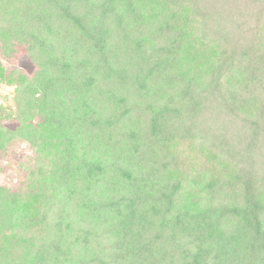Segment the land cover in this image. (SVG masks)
<instances>
[{"label":"trees","instance_id":"16d2710c","mask_svg":"<svg viewBox=\"0 0 264 264\" xmlns=\"http://www.w3.org/2000/svg\"><path fill=\"white\" fill-rule=\"evenodd\" d=\"M17 46L0 264H264V0H0Z\"/></svg>","mask_w":264,"mask_h":264},{"label":"rangeland","instance_id":"374dc122","mask_svg":"<svg viewBox=\"0 0 264 264\" xmlns=\"http://www.w3.org/2000/svg\"><path fill=\"white\" fill-rule=\"evenodd\" d=\"M16 48V47H14ZM0 62L6 68V74L4 72L0 73V105L11 110L10 114H15L16 106V83L7 81V74H10L14 69L19 68L27 76H32L38 69V65L34 62L25 48L17 46L16 51L10 57L1 55ZM41 122L43 118L39 112L33 113L32 121ZM4 126H7L11 130H17L20 126V122L17 118H12L11 120H6L3 122ZM50 134V131L47 133ZM46 134V137L48 135ZM184 145L186 148V153L191 151L195 155L201 153L199 146ZM184 151V150H183ZM204 154V153H203ZM38 158V152L35 147L29 144L22 137H15L10 140L7 150L0 151V184L8 186H18L26 181L27 170L23 168L22 164L28 167H34L36 159ZM199 165V163L197 164Z\"/></svg>","mask_w":264,"mask_h":264}]
</instances>
